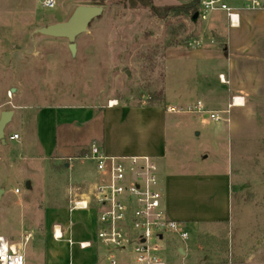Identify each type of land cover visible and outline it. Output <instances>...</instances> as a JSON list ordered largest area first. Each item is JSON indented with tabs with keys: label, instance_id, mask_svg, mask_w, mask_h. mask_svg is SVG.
I'll return each mask as SVG.
<instances>
[{
	"label": "rangeland",
	"instance_id": "rangeland-1",
	"mask_svg": "<svg viewBox=\"0 0 264 264\" xmlns=\"http://www.w3.org/2000/svg\"><path fill=\"white\" fill-rule=\"evenodd\" d=\"M77 1L83 0H58L55 8L48 9L42 6L41 0H0V115L3 111H14L5 127L6 143L0 141V189L8 190L9 194L18 188L22 192L27 187L26 181L30 182V187L39 186L27 196L28 209L23 199L10 202L5 193L1 194L0 235L25 247L26 240H22V236L34 233L31 241L34 249L29 250L36 258L33 264H67L63 253L67 242L64 240L71 236L64 233V239L57 242L52 237L56 225H60L63 231L73 225L67 219L68 203L63 191L68 195L69 181H74L71 183L78 191L82 183L93 178L97 169L95 162L88 159L75 161L74 169L68 172L63 163L49 166L48 158L38 156L39 151L33 150L30 144L26 145V138L19 135L32 127L31 122L26 123L32 119L26 116L41 107L80 108L108 105L110 101L126 105L163 104L165 95L168 103L186 108L176 100L184 93H194L196 78L202 72L201 57L197 53L205 46L203 43L191 44L198 40L200 23L193 22L187 13L168 8L182 7L190 0H152L155 6L162 8L160 14L150 6H133L128 0H105L103 13L77 37L73 54L68 39L45 36L37 30L67 20L75 8L71 3ZM226 1L244 5V0ZM222 12L212 13L209 19L221 13L224 21L226 18ZM217 69L216 63L210 67L211 71ZM205 113L210 123L215 121L208 112ZM168 116L174 120L168 126L169 153L177 159H193L198 147L194 122L200 115L171 112ZM82 127L77 128L82 130ZM15 133L19 139L12 142L10 136ZM249 180L253 183L254 177ZM43 195L47 197L40 198ZM56 195L55 202L47 200L54 201ZM253 195H247L250 200L244 206L235 200L230 226L226 231L221 229L216 239L204 244L199 257L202 261L196 264H212L208 262L211 258L218 262L229 256L240 264V259L247 258L243 255L237 259L242 251L264 249V200L260 199L257 204ZM38 198L34 217L29 208ZM71 216L87 230H94L92 210H77ZM89 235L93 237L94 233ZM193 238L200 240V233L194 232ZM54 243L57 253L52 258L49 244ZM174 251L170 242L164 254L169 259ZM92 252V248L80 250L75 246L72 249L76 260L81 263L105 264L102 249L97 252L98 257L93 255V259ZM209 253L213 256L205 261L204 255ZM66 255L69 256L67 252ZM26 258L29 264L31 258ZM258 258L264 260V256H259L253 261ZM118 260L127 261L124 253L118 255ZM183 263L188 264L178 259L172 264Z\"/></svg>",
	"mask_w": 264,
	"mask_h": 264
},
{
	"label": "crops",
	"instance_id": "crops-1",
	"mask_svg": "<svg viewBox=\"0 0 264 264\" xmlns=\"http://www.w3.org/2000/svg\"><path fill=\"white\" fill-rule=\"evenodd\" d=\"M93 1H77L75 4L71 3V7L91 4ZM227 3L238 10L240 22L235 27L230 26L226 13L222 11L220 12L224 13L226 18L224 21L221 13H216L209 19L211 14L217 11L210 13L206 20L191 18L193 22L200 23L201 33L197 41L205 46L197 53V56L203 59V62L200 59L202 68L199 65L202 72L198 73L196 78L194 93H184L176 101L186 107L201 100L208 111H221L223 114L221 121L210 123L211 120L204 116L206 113H198L200 116L194 122L198 147L193 159H177L169 153L168 126L173 124L174 120L169 118L171 112L168 108L175 104L168 103L166 95L163 104L118 103L80 108L41 107L26 116L32 119L26 122L32 123L31 129L19 133L26 138V145L30 144L33 150L39 151L38 156L48 158L49 166L56 167L63 163L66 172L74 169L77 160H91L89 154L92 145H98L108 155L153 157L164 188L163 204L167 214L184 223L190 232L189 240L182 245L184 253H171L169 260L172 263L175 259L188 264L201 262L199 257L202 255L204 244L216 239L221 229L226 231L230 226L235 200H239L241 206L247 205L250 200L247 195L251 193L254 194L257 204L260 199L264 200V10H248L244 9L243 5H234L228 1ZM208 55L212 58L207 57ZM213 63L218 64L216 72L210 70ZM221 75H224L226 82L220 80ZM233 96L242 97L243 104L229 107ZM77 127H82V130ZM13 135L10 140L17 142L19 138L12 139ZM250 171L251 173H248ZM248 177H254L253 183ZM95 179L96 173L90 181L82 183L78 191L71 183L74 181H69L68 195L63 191L68 203L67 219L69 218L73 225L72 228L69 226L62 231L78 241L95 236L97 211L90 209L93 211L94 230H87L79 220L71 216L69 191L73 187L77 192H86L84 188L87 189ZM246 182L248 187L245 186ZM252 186L256 189H252ZM38 187H26L23 193L14 189V193L10 194L4 189L3 193L8 196L10 202L16 198L27 202V196ZM45 196L40 198L45 199ZM55 197L54 201L48 198L47 200L55 202L57 195ZM38 200L39 198L29 208L30 215L33 214L34 217L36 212L33 211ZM29 204L27 202L25 205L26 209ZM194 232L200 233V240L193 238ZM30 233L29 239L26 235L22 236V240H26L25 247L22 243H13L8 237L7 240L22 250L26 257L31 258L29 264H33L36 258L29 250L34 249L31 244L34 233ZM89 233H94L93 237ZM67 239L64 241L67 242ZM53 240L57 242L63 239L54 237ZM172 244L176 248L180 243L176 241ZM55 245L49 244L52 258L57 253ZM65 246L63 253L67 264L71 261L81 263L72 253V249L78 245L72 246L67 242ZM92 249V259L93 255L98 257L99 249L104 251L99 246ZM178 249L180 251V247ZM248 250L246 253L242 251V255L239 253L240 256L237 255V259L243 255L247 256L245 260L240 259V264H264L263 258L253 261L254 257L264 256V249ZM212 256L211 253L204 255L205 261ZM233 259L229 256L217 262L211 258L208 262L226 264L231 260L238 264Z\"/></svg>",
	"mask_w": 264,
	"mask_h": 264
},
{
	"label": "built area",
	"instance_id": "built-area-1",
	"mask_svg": "<svg viewBox=\"0 0 264 264\" xmlns=\"http://www.w3.org/2000/svg\"><path fill=\"white\" fill-rule=\"evenodd\" d=\"M44 8L52 9L58 0H41ZM244 9L264 10V0H244ZM223 11L230 26L239 25L238 10L226 0H200L199 18L206 20L210 13ZM192 45H200L194 41ZM220 80L226 82L224 75ZM244 99L233 96L229 107L243 104ZM110 105L118 104L110 101ZM170 112L205 113L211 119H223L221 111H208L199 100L186 108L171 106ZM19 138L14 134L12 139ZM89 158L96 164V179L86 192H77L71 187L69 191V209L97 211V230L94 238L75 240L68 238L70 245H78L81 250L95 246L104 249L105 264H172L164 254L170 242L178 241L175 253L190 238L186 225L167 214L164 207V188L158 173V165L153 157L115 156L106 154L98 145H92ZM20 189H16L19 192ZM31 235H27L29 239ZM54 237L64 239L61 227L55 226ZM124 253L126 262H120L118 255ZM0 264H27L25 253L10 244L6 237L0 236ZM69 264H87L71 261ZM98 264V263H95ZM185 264V263H183ZM211 264V263H203ZM213 264V263H212ZM226 264H235L229 260Z\"/></svg>",
	"mask_w": 264,
	"mask_h": 264
},
{
	"label": "water",
	"instance_id": "water-1",
	"mask_svg": "<svg viewBox=\"0 0 264 264\" xmlns=\"http://www.w3.org/2000/svg\"><path fill=\"white\" fill-rule=\"evenodd\" d=\"M103 13V6L95 4H79L77 5L70 17L61 22L53 23L44 26L37 30L38 33L58 38H66L69 41V48L74 54L76 52V39L79 35L85 33L90 23ZM198 12L195 13L193 19L197 20ZM13 111H3L0 117V141L5 143V127L12 119ZM27 187H30V182H27ZM4 189H0V197ZM184 253L183 249H180Z\"/></svg>",
	"mask_w": 264,
	"mask_h": 264
},
{
	"label": "trees",
	"instance_id": "trees-1",
	"mask_svg": "<svg viewBox=\"0 0 264 264\" xmlns=\"http://www.w3.org/2000/svg\"><path fill=\"white\" fill-rule=\"evenodd\" d=\"M105 0H94L91 4H95V5H103ZM133 6L137 5V4H142L145 6H150L151 9L157 13L160 14V11L162 10V8L157 7L153 4L152 0H128ZM199 4H200V0H190L188 1V3H186L184 6L182 7H168L170 10H174V11H178V12H183V13H187L190 15L191 18L194 17L195 13L198 12L199 10ZM168 8H166V10H168Z\"/></svg>",
	"mask_w": 264,
	"mask_h": 264
}]
</instances>
